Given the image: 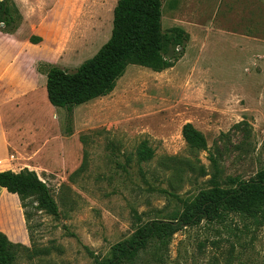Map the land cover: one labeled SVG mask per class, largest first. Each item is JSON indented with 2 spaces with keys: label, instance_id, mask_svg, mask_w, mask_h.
Instances as JSON below:
<instances>
[{
  "label": "rangeland",
  "instance_id": "obj_1",
  "mask_svg": "<svg viewBox=\"0 0 264 264\" xmlns=\"http://www.w3.org/2000/svg\"><path fill=\"white\" fill-rule=\"evenodd\" d=\"M12 1L22 15L15 35L25 45L10 53L11 76L21 61L28 78L41 52L69 70L92 59L112 36L119 0ZM162 2L163 35L178 28L188 38L174 68L130 66L112 94L72 115L49 103L46 88L19 102L21 167L49 187L59 216L38 209L36 196L26 202L32 241L16 264H96L140 226L181 213L201 191L264 172V0ZM46 25L31 49L33 32ZM187 124L205 136L206 150L187 145ZM144 142L155 152L149 162L139 161ZM6 198L13 207L17 197ZM228 256L232 264H264V219L203 222L151 243L127 264H227Z\"/></svg>",
  "mask_w": 264,
  "mask_h": 264
},
{
  "label": "trees",
  "instance_id": "obj_2",
  "mask_svg": "<svg viewBox=\"0 0 264 264\" xmlns=\"http://www.w3.org/2000/svg\"><path fill=\"white\" fill-rule=\"evenodd\" d=\"M162 17V0H119L113 14L112 36L92 59L74 70L43 62L35 65L39 74L47 76L49 103L72 115L75 108L112 94L130 66L156 73L174 68L184 54L188 38L178 28L173 30L171 37L164 36ZM21 21L16 3L0 0V33L15 35ZM30 42L38 45L42 39L31 37ZM182 134L191 149H207L205 136L192 124L185 125ZM138 156L140 162H149L154 159L155 152L144 142ZM0 187L10 193L8 196L19 197L29 235L32 218L26 211V202L30 198L37 197L41 211L59 216L51 190L35 171L24 169L20 173H0ZM228 215L242 216L255 224L264 219V172L256 179L238 181L234 187L215 186L201 191L193 201L184 204L181 213L172 219L145 223L131 238L113 246L109 258L97 260L96 264L133 263L151 243L168 242L177 232L195 228L203 222H219ZM23 250L27 251L24 245L11 242L0 233V264H16ZM233 260L228 256L227 264H232Z\"/></svg>",
  "mask_w": 264,
  "mask_h": 264
},
{
  "label": "crops",
  "instance_id": "obj_3",
  "mask_svg": "<svg viewBox=\"0 0 264 264\" xmlns=\"http://www.w3.org/2000/svg\"><path fill=\"white\" fill-rule=\"evenodd\" d=\"M25 20L29 26L31 22H35L32 19L30 22L28 18ZM46 27V29L42 28V31L33 32L34 36L43 38V34L49 31L47 25ZM11 42H14L15 46L12 50ZM24 43L16 35L0 33V173L9 171L20 173L25 169L21 167L25 157L21 145L25 137L23 134L25 125L20 123L18 104L30 94L35 95L47 86V76L39 74L34 64L30 67L29 76L26 78L24 68L18 65L21 61L15 62L14 73L11 76L10 53L21 50L25 45ZM37 46L31 43L30 48L34 49ZM58 59L57 56L55 57L49 52L38 53L35 57L37 61L65 67L66 64ZM12 92H15V95L11 97ZM11 104H14L12 109H10ZM9 194L6 189L0 187V233L6 235L15 244L29 246L30 235L18 196L14 206L9 208L7 206L8 198H6ZM15 219L17 224L14 223Z\"/></svg>",
  "mask_w": 264,
  "mask_h": 264
}]
</instances>
